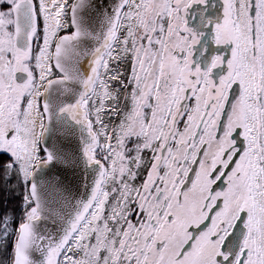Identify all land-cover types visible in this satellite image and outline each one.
I'll list each match as a JSON object with an SVG mask.
<instances>
[{"label": "snow or ice", "instance_id": "snow-or-ice-1", "mask_svg": "<svg viewBox=\"0 0 264 264\" xmlns=\"http://www.w3.org/2000/svg\"><path fill=\"white\" fill-rule=\"evenodd\" d=\"M0 264H264V0H0Z\"/></svg>", "mask_w": 264, "mask_h": 264}]
</instances>
